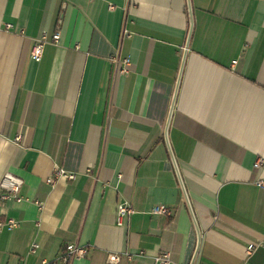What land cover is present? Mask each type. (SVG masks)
<instances>
[{
  "label": "crops",
  "instance_id": "obj_1",
  "mask_svg": "<svg viewBox=\"0 0 264 264\" xmlns=\"http://www.w3.org/2000/svg\"><path fill=\"white\" fill-rule=\"evenodd\" d=\"M191 3L168 134L192 211L164 137L188 0H0V182L24 197L0 199V264H64L68 243L87 250L69 264H191L192 214L195 264H264L247 251L264 241V0ZM58 167L76 178L52 185Z\"/></svg>",
  "mask_w": 264,
  "mask_h": 264
},
{
  "label": "built area",
  "instance_id": "obj_2",
  "mask_svg": "<svg viewBox=\"0 0 264 264\" xmlns=\"http://www.w3.org/2000/svg\"><path fill=\"white\" fill-rule=\"evenodd\" d=\"M60 38V33L57 32L54 34V40L58 41ZM46 40V35H42L41 38H39L36 43L34 44L32 48V57L39 61L44 52V44ZM129 60H126V63H128ZM125 71V69H124ZM264 166V157H259L255 162L256 168H261ZM77 174L75 172H68L67 170L63 168H56L54 170L53 175L48 179V181L54 185L56 181L60 178L73 180L75 179ZM258 186L264 187V179L258 180L257 182ZM23 185V179L19 178L13 174H6L4 178L0 182V199L1 200H7V199H15L17 202H21L24 200V197L20 195V191ZM134 212V209L132 206L127 202H122L118 205V214H117V222L118 224H124L125 219ZM152 213L156 215H170L172 214L171 208H169L165 204H158L153 207ZM18 222L14 219H9L7 222V225L10 229L16 227ZM38 244L33 243L31 245V252H35L38 249ZM259 247H262L264 249V241L260 243H251L248 246V254H252L255 252ZM141 255L143 253H140ZM87 255L86 247L80 246L75 243H68L65 247V250L62 252L59 260L64 264H69L71 261L77 258L85 257ZM132 255H128V259L132 260ZM109 263L115 264L120 261L119 255H110L108 258ZM156 263L158 264H170V258L169 255H162L158 256L155 259ZM41 264H54L49 261H43Z\"/></svg>",
  "mask_w": 264,
  "mask_h": 264
},
{
  "label": "water",
  "instance_id": "obj_3",
  "mask_svg": "<svg viewBox=\"0 0 264 264\" xmlns=\"http://www.w3.org/2000/svg\"><path fill=\"white\" fill-rule=\"evenodd\" d=\"M188 12H189V17H190V29H189V33H188V38H187L185 50H184V55H183V60H182L181 68H180L179 77H178L177 84H176V89H175V92H174V96H173V100H172V104H171V108H170L168 121H167L166 128H165L164 137H165V140H166V143H167V146H168V149H169V152H170V155H171V158H172V162L174 164V167H175V170H176V173H177L181 188H182L184 196L186 198L187 204H188L189 208L192 211L191 202H190V199L188 197V193H187V190L185 188L184 181L182 179L177 160H176L175 155L173 153V150H172V147H171V144H170V140H169V134H168L170 121H171V117H172V114H173L174 105H175V101H176V96H177V92H178V88H179V84H180V80H181V74H182V70H183V66H184V61H185V57H186V54H187V51H188V48H189L190 38H191V35H192L193 26H194L193 10H192L191 0H188ZM192 215H193V218H194V221H195V224H196V228H197V232H198V244H197L196 251H195V253L193 255V258H192V261H191V264H195V261H196L197 256H198L199 245H200V230H199V227H198V224H197V221L195 219L194 214H192Z\"/></svg>",
  "mask_w": 264,
  "mask_h": 264
}]
</instances>
